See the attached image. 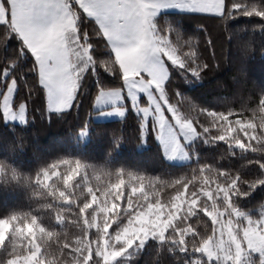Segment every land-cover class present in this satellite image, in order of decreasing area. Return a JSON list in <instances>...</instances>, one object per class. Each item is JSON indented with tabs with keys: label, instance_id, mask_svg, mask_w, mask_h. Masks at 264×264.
I'll list each match as a JSON object with an SVG mask.
<instances>
[{
	"label": "snow or ice",
	"instance_id": "obj_1",
	"mask_svg": "<svg viewBox=\"0 0 264 264\" xmlns=\"http://www.w3.org/2000/svg\"><path fill=\"white\" fill-rule=\"evenodd\" d=\"M167 9L198 21L209 55ZM240 18L264 29V0H0V124L35 121L37 100L63 119L88 95V118L132 120L137 144L184 163L164 178L54 161L36 175L38 206L0 219L2 264H140L150 250L151 264H264V89L239 105L198 95L220 66L212 27L255 51L248 25L229 26ZM254 200L258 214L243 207Z\"/></svg>",
	"mask_w": 264,
	"mask_h": 264
},
{
	"label": "trees",
	"instance_id": "obj_2",
	"mask_svg": "<svg viewBox=\"0 0 264 264\" xmlns=\"http://www.w3.org/2000/svg\"><path fill=\"white\" fill-rule=\"evenodd\" d=\"M162 16L179 20L188 36L200 40L202 53L207 56L211 49H205L206 37H201L197 31V20L188 19L190 14L178 11H165ZM254 21L244 18L236 22H229L230 28L236 25L248 29L241 33L245 41L253 44L255 51L244 58L237 49L235 41L225 42L222 29L211 28V38L215 41V51L219 68L214 69L204 85L199 89L201 102L213 104L220 100H235L237 105L243 98L264 89V29L251 34ZM89 93L95 91L94 81L87 82ZM79 111L74 108L63 119L54 118L48 121L47 116L41 117L40 101L35 102L37 108L36 119L26 125L0 124V157H7L14 165L27 172H34L38 167L49 164L61 157L79 159L85 163L105 167L109 170L125 169L151 176L180 175L184 164H174L166 161L159 152V145L155 140L150 143L137 144L135 124L132 120L122 123L121 118L93 121L88 118L90 96L80 98ZM88 118L86 139L80 137V123ZM121 133L122 141L115 145L113 133ZM21 137L17 141V137ZM206 151H214L206 149ZM264 203V202H262ZM259 200L245 201L243 207L253 208L258 214ZM38 206V201L29 198L25 189L16 186L4 187L0 185V218L12 213L31 212ZM41 215L47 222L46 214ZM153 253H145L140 264H151Z\"/></svg>",
	"mask_w": 264,
	"mask_h": 264
},
{
	"label": "clouds",
	"instance_id": "obj_3",
	"mask_svg": "<svg viewBox=\"0 0 264 264\" xmlns=\"http://www.w3.org/2000/svg\"><path fill=\"white\" fill-rule=\"evenodd\" d=\"M61 158L72 159L67 157H61ZM54 161L50 162L47 165L38 167L34 172H27L14 165L7 157H0V185L4 187L16 186L19 188H23L27 191L29 198H34L39 203L40 202L39 197L33 195L34 191L39 190V186L35 182L36 175L43 168H47ZM4 218H0V219H4ZM6 228L7 225L0 224V232L5 231ZM0 264H2V261H0Z\"/></svg>",
	"mask_w": 264,
	"mask_h": 264
},
{
	"label": "rangeland",
	"instance_id": "obj_4",
	"mask_svg": "<svg viewBox=\"0 0 264 264\" xmlns=\"http://www.w3.org/2000/svg\"><path fill=\"white\" fill-rule=\"evenodd\" d=\"M168 11H177L175 9H167ZM90 120H93V121H106V120H113V119H119L120 117L116 116V115H107V116H97V115H92L91 117H89ZM80 135V134H79ZM86 135H80V137L82 139H86ZM165 159V158H164ZM166 160V159H165ZM170 163H174V164H184L183 161H180V160H166Z\"/></svg>",
	"mask_w": 264,
	"mask_h": 264
},
{
	"label": "crops",
	"instance_id": "obj_5",
	"mask_svg": "<svg viewBox=\"0 0 264 264\" xmlns=\"http://www.w3.org/2000/svg\"><path fill=\"white\" fill-rule=\"evenodd\" d=\"M165 11H168V10H165Z\"/></svg>",
	"mask_w": 264,
	"mask_h": 264
}]
</instances>
